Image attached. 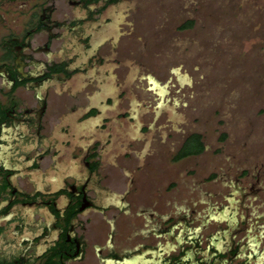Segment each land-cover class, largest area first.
Instances as JSON below:
<instances>
[{
  "label": "flooded vegetation",
  "instance_id": "flooded-vegetation-1",
  "mask_svg": "<svg viewBox=\"0 0 264 264\" xmlns=\"http://www.w3.org/2000/svg\"><path fill=\"white\" fill-rule=\"evenodd\" d=\"M15 1L22 24L0 0V264H264V161L222 166L182 204L102 169L103 109L69 83L108 75L117 0Z\"/></svg>",
  "mask_w": 264,
  "mask_h": 264
},
{
  "label": "rangeland",
  "instance_id": "rangeland-1",
  "mask_svg": "<svg viewBox=\"0 0 264 264\" xmlns=\"http://www.w3.org/2000/svg\"><path fill=\"white\" fill-rule=\"evenodd\" d=\"M4 5L8 23L22 24L24 9ZM109 15L112 35L98 49L108 75L92 85L79 71L69 83L103 109L90 120L106 140L105 172L182 204L222 166L264 161V0H117ZM194 132L205 149L175 159Z\"/></svg>",
  "mask_w": 264,
  "mask_h": 264
},
{
  "label": "trees",
  "instance_id": "trees-1",
  "mask_svg": "<svg viewBox=\"0 0 264 264\" xmlns=\"http://www.w3.org/2000/svg\"><path fill=\"white\" fill-rule=\"evenodd\" d=\"M193 25L192 20H188L183 26ZM205 149L204 142L202 140L201 134L194 132L190 134L183 142L180 150L174 156L175 159H180L188 155H195L201 153Z\"/></svg>",
  "mask_w": 264,
  "mask_h": 264
},
{
  "label": "crops",
  "instance_id": "crops-1",
  "mask_svg": "<svg viewBox=\"0 0 264 264\" xmlns=\"http://www.w3.org/2000/svg\"><path fill=\"white\" fill-rule=\"evenodd\" d=\"M153 84H154V82H153ZM103 140V139H102ZM108 140V139H107ZM103 141H105V140H103Z\"/></svg>",
  "mask_w": 264,
  "mask_h": 264
}]
</instances>
